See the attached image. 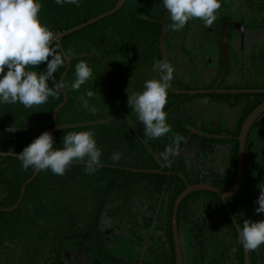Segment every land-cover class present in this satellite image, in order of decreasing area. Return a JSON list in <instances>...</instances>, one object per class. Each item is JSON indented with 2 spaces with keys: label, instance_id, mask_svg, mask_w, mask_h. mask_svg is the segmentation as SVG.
<instances>
[{
  "label": "trees",
  "instance_id": "16d2710c",
  "mask_svg": "<svg viewBox=\"0 0 264 264\" xmlns=\"http://www.w3.org/2000/svg\"><path fill=\"white\" fill-rule=\"evenodd\" d=\"M118 1L80 0L79 6L64 4L61 7L55 0H37L43 6L39 19L56 36L111 11ZM261 12L263 19L257 31L262 32L263 40L253 57L256 64L249 57L242 66L239 80L227 82L225 86L220 83L217 86L219 76L205 83L201 71H190L187 65L186 57L191 53L189 38L201 39L208 33L201 20H190L182 31L175 32L168 29L171 21L166 19L161 36L165 60L168 63L171 59L177 60L178 67L169 87L172 91L240 89L261 92L185 95L174 94L168 89L164 111L171 131L159 139L144 135L137 114L128 107L126 89L129 94L141 93L146 80L160 78L161 73L154 70L153 65L162 61L159 35L166 14L163 0H125L115 13L65 36L61 47L71 62L61 85L67 101L56 115L57 122L61 127L96 124L56 131L52 135L54 148L63 147L62 138L69 131H92L102 152L101 166L93 174L86 173L83 163L73 164L63 176L54 175L50 170L39 171L25 187L17 209L0 212V264H67L65 253L69 249L92 254L96 264H130L108 252L101 228V221L107 214L133 241L141 239L136 235L139 224L158 228L163 236L153 248L157 254L155 264H175L171 217L176 197L186 185L206 183L202 150L212 151L219 146L230 149L226 158L227 173L221 183L209 178V185L221 191L230 189L235 177L240 128L246 117L264 101V5ZM52 46L59 51L56 42ZM81 61L92 68L93 76L76 91L71 85L76 79L75 66ZM45 69L46 64H42L28 70L43 72ZM65 69L66 62L48 81L49 87L58 86ZM88 91L94 93L91 99L86 95ZM81 96L89 99V106L96 109L95 114L82 106ZM62 100L60 92L57 98L50 97L46 104L31 109L18 103L0 104V153L19 155L34 139L49 132L53 127L52 113ZM210 105L236 111L233 126L208 129L202 124L198 128V121ZM11 126H15V133L5 131ZM197 130L205 134L226 131L230 139L207 138L195 134ZM177 136L182 138L179 155L163 161L160 154L174 145ZM191 148L198 149L194 158L187 155ZM246 151V178L238 193L225 204L232 214L246 211L251 221L257 222L264 220V213L257 214L255 209L259 205L254 203L260 192L257 186L264 183V112L248 132ZM113 153H121L115 163L111 159ZM34 171L31 167L25 170L16 157L0 155V208L15 205L21 186ZM193 198L209 202L230 224L217 195L198 191L181 201L177 212L179 227L192 213L187 204ZM226 227L233 232L236 260L244 264L237 234L231 225ZM253 256L254 262L261 264L264 245L258 252L253 251Z\"/></svg>",
  "mask_w": 264,
  "mask_h": 264
},
{
  "label": "clouds",
  "instance_id": "9594fccd",
  "mask_svg": "<svg viewBox=\"0 0 264 264\" xmlns=\"http://www.w3.org/2000/svg\"><path fill=\"white\" fill-rule=\"evenodd\" d=\"M61 7L64 4L79 6L80 0H55ZM168 10L167 25L171 31L179 32L190 20L199 19L205 27H211L217 19L221 8L220 0H163ZM42 4L37 0H0V104H21L26 109L41 106L50 97L57 98L61 87H49L48 81L54 78L59 68L64 66L65 57L52 45L55 34L43 25L39 19ZM51 58V59H49ZM46 64L43 72L35 70ZM153 69L161 73L159 79L144 82L141 93L135 91L128 96V107L136 114L144 128V135L150 139H159L171 131L167 123L168 89L173 79L174 67L165 61H156ZM93 76L92 68L84 61L75 66V81L71 88L78 91ZM91 99L92 91L86 93ZM82 106L95 114L96 109L89 106V99L79 98ZM15 133V126L5 129ZM95 133L92 131H69L62 138V148H54L53 136L45 131L34 139L16 156L21 166L36 171H51L52 174L63 176L73 164H85L87 174H93L101 166L102 152L97 147ZM181 137L177 136L174 145L166 147L161 153L163 161L179 155ZM3 154V153H0ZM121 153H113L111 159L115 163ZM260 190L257 214L264 213V183L257 186ZM240 242L249 251L258 252L264 245V220L253 222L245 220L240 231Z\"/></svg>",
  "mask_w": 264,
  "mask_h": 264
},
{
  "label": "flooded vegetation",
  "instance_id": "af4514ba",
  "mask_svg": "<svg viewBox=\"0 0 264 264\" xmlns=\"http://www.w3.org/2000/svg\"><path fill=\"white\" fill-rule=\"evenodd\" d=\"M220 2H221V8L217 14V19H216V21H218V26H219L218 32L216 33L215 31L216 27L214 26L217 25V22L215 21L216 23L214 22L211 27H207L208 33L207 34L204 33L203 38H201L202 40L199 39L198 37L189 38L191 42L188 48H191L190 49L191 53L187 55L186 62L187 65H189L188 67L190 71H201L200 75L202 81H204L205 83H210L219 76L217 86L219 83L225 86L226 84L228 85V83L231 82L236 83L239 80L238 77L240 75V71H242V66L249 57L252 60V63L254 65L256 64V58L253 57H256L257 47L263 40V34L262 32H260L262 35L261 34L259 35V32L257 31V26L263 19L261 10L264 5V0H250V1L220 0ZM201 23L202 25H204L202 21ZM223 26L226 27L225 54H223L222 39H221V29ZM208 39L210 41H207ZM176 61L174 59H171L170 61V64L174 67L175 71H177L178 69ZM189 69H185V70L187 71ZM185 70H180V71H185ZM204 72L209 73L207 74L208 79H210L209 81H206L207 78L206 80L204 79ZM222 90H235V89H222ZM170 91L172 90L170 89ZM208 107H210L213 113L221 115V119H223V122H221L218 117L210 115V113L204 112L205 114L197 123L198 128H200L202 124H205V128L208 129L216 128V127L218 128L222 127L223 129H227L233 126L237 117L236 111L229 110L224 107L222 108L213 107L212 105ZM210 117H213V119H210ZM255 121L253 122V124L255 123ZM248 132L244 143L243 173H242V181L239 189L232 196L227 197L224 200H221L220 197L216 194L224 206V210L230 224L226 222L225 218L223 217V214H220L218 211L214 210V208H212L209 202H207L206 200H200L199 198H193L189 200V203L187 204V208L191 210L192 213L188 214L187 219L185 220V222L182 221L180 227L177 225L178 233L182 239V243H180V253H182L181 254L182 264H199L198 261H201L202 264H239L235 256L236 243L233 239L232 229L226 226L231 225L233 227V230L236 232L237 237L240 241V237L234 223L238 227L239 231H241L244 221L251 220L252 217L250 216V213L246 211L244 213L236 212L232 214L228 206L225 204V201L227 199L234 197L238 193L246 178L245 172H246L247 157H248L246 156V154L248 153L245 152H247L246 140H247ZM195 134L200 136H205L207 138L230 139V136L226 134V131H224L223 133L215 132L213 134L212 133L205 134L200 132V130L199 131L197 130L195 131ZM237 141H238V137H237ZM196 151H198L197 148H191L190 151L187 152V155L194 158L196 155ZM238 151H239V142L237 149V157H238ZM202 152L203 155L201 160L203 161V168L205 170L203 175L207 177L206 183L205 184L202 183V184L211 186L209 185L210 183L209 178H213L214 180H217L219 181V183H221V181L223 180V178L226 176L227 173L226 158L230 153L229 147L219 146L214 148L212 151L206 148L205 150L203 149ZM237 157H236V162H237ZM244 167H245V171H244ZM235 176H236V165H235ZM234 182H235V177H234ZM202 192H210V191H202ZM238 199L241 200V197ZM197 201H199L200 204L198 211H196L195 209ZM240 214L242 215V217H239ZM139 220L141 221L142 219L139 218ZM232 220L234 221V223ZM101 228L106 237V241H107L106 247L109 253L115 255L117 258L125 260L124 262H129L130 264L131 263L155 264V259L157 258V254L153 252V250H155L153 248L156 246L157 240L163 236L162 233L158 231V228H155L153 226L146 227L143 225V223L142 225L139 224L138 228L136 229L137 231L136 235L141 239L139 241H133L132 238L128 236L127 231L124 230L123 228H120V225L117 222H115V220L108 214L107 216L103 217L101 221ZM118 235L124 237L127 240L128 242L127 244L132 247L131 253L126 254L125 256H121V254L119 253L121 249L119 247L113 246L115 242L114 238L115 236L118 237ZM171 235H172V225H171ZM172 242H173V236H172ZM184 244H185V248L182 249L181 247ZM240 245L243 251V262L245 264L244 247L241 242ZM173 247H174V242H173ZM69 250L70 251H67L65 253V258L67 259L68 252H71L72 258L71 260L67 259V263L70 262V264H72L73 262L74 264H78L79 260L83 258L84 254L75 253L71 249ZM90 255L92 256V260H93L94 259L93 255L92 254ZM76 257H79V260H76L75 259ZM253 257H254L253 252H249L247 250L248 264H256L254 262ZM174 261L176 264L175 249H174ZM93 262L94 264H96L94 260ZM259 263L264 264L263 257H261Z\"/></svg>",
  "mask_w": 264,
  "mask_h": 264
},
{
  "label": "water",
  "instance_id": "95a60500",
  "mask_svg": "<svg viewBox=\"0 0 264 264\" xmlns=\"http://www.w3.org/2000/svg\"><path fill=\"white\" fill-rule=\"evenodd\" d=\"M125 2V0H119L118 3L115 5V7L111 10L108 11L106 13H103L95 18H92L76 27H73L71 29H68L67 31H64L62 33L57 34L55 37V42L58 45L59 51L60 53L65 57V62H66V69L64 71V73L62 74L61 78L59 79L58 82V86L61 87L62 85V81L64 80V78L66 77L69 69H70V62L71 59L68 58L61 47V40L75 32L78 31L86 26H89L97 21L102 20L103 18L115 13ZM168 17V10L166 9V14H165V18L164 20L161 22V31H160V35H159V46L161 48V56H162V61H165V53L163 50V44H162V33L164 30V25H165V21ZM225 33H226V27L223 26L221 29V39H222V48H223V54H225V45H226V40H225ZM225 58V57H224ZM166 62V61H165ZM222 79V78H221ZM173 92V91H172ZM255 92H261V91H254V90H217V89H213V90H194V91H174L173 93L175 94H185V95H208V94H250V93H255ZM61 93L63 96V100L62 102L54 109L53 113H52V121H53V127L52 129L49 131V133L51 135H53L56 131L62 129V128H76V127H83V126H87V125H93L96 123H89V124H82V125H74V126H66V127H61L56 119V115L58 113V111L66 104L67 101V96L66 94L63 92V90L61 89ZM264 112V101L261 102L244 120V122L242 123V126L240 128V132H239V136H238V142H239V151H238V157H237V162H236V176H235V182L233 184V186L228 190V191H220L217 188L208 186V185H204V184H198V185H186L185 189L176 197L174 204H173V210H172V218H171V225H172V236H173V242H174V249H175V259H176V264H182V259H181V253H180V243H182V239L181 236L178 233L177 230V211H178V207L181 203V201L188 196L189 194L193 193V192H198V191H210L213 192L215 194H217L221 200H224L227 197L232 196L240 187L241 185V181H242V173H243V152H244V143H245V138L247 135L248 130L250 129L251 125L253 124V122ZM210 119H213V117H210ZM206 120V119H205ZM103 122V121H101ZM2 139V136H0V140ZM2 156H10V157H16L18 156V154H0ZM17 158V157H16ZM39 171H34L33 174L23 183V185L21 186L20 189V195L19 198L17 200V202L15 203L14 206H12L11 208H7V209H3L0 208V212H12L15 209H17V207L19 206V204L21 203L22 200V194L23 191L25 189V187L31 183L34 178L37 176ZM182 178V177H181ZM183 179V178H182ZM233 221V220H232ZM234 223V221H233ZM237 232L239 234L240 237V231L238 229V227L236 226V224L234 223ZM244 247V246H243ZM244 252H245V264H248V260H247V249L244 247Z\"/></svg>",
  "mask_w": 264,
  "mask_h": 264
},
{
  "label": "rangeland",
  "instance_id": "374dc122",
  "mask_svg": "<svg viewBox=\"0 0 264 264\" xmlns=\"http://www.w3.org/2000/svg\"><path fill=\"white\" fill-rule=\"evenodd\" d=\"M260 34H261V33L259 32V35H260ZM261 35H262V34H261ZM207 41H210V40L208 39ZM208 51H209V48H208ZM207 74H209V73H208V72H204V79L206 80V78H207L206 81H209L210 79H208ZM204 112H205V113H210V115H213V116L218 117L219 120H220L221 122H223V119H221V115L216 114V113H213V112L211 111L210 107L206 108V109L204 110ZM227 112H228V111H227ZM229 112H231V111H229ZM114 241H115V242H114L113 246H114V247H119V248L121 249V251L119 252V253L121 254V256H125L126 254H129V253L132 252V247H131L130 245L127 244L128 242H127V240H126L124 237L119 236V235H118V237L115 236ZM181 248L184 249V248H185V244L182 245ZM181 254H182V253H181ZM183 256H184V255H183ZM71 258H72V257H71V252H68V254H67V259L71 260ZM75 259H76V260H79V257H76ZM67 264H70V262H68ZM72 264H74V263L72 262ZM78 264H94V262H93V260H92V256H91L90 254L86 253V254L83 255V258L79 260Z\"/></svg>",
  "mask_w": 264,
  "mask_h": 264
}]
</instances>
